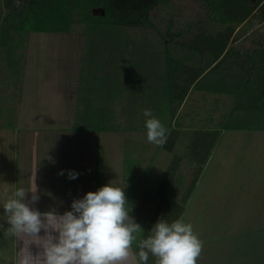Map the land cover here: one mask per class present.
I'll list each match as a JSON object with an SVG mask.
<instances>
[{
  "label": "rangeland",
  "instance_id": "1",
  "mask_svg": "<svg viewBox=\"0 0 264 264\" xmlns=\"http://www.w3.org/2000/svg\"><path fill=\"white\" fill-rule=\"evenodd\" d=\"M251 2L256 4L257 0ZM0 3V33L4 35L9 27L4 24L9 9L18 8L22 2L0 0ZM102 13L99 9L95 11L96 15ZM228 27L233 30L228 44L231 56L211 77L224 78L225 83L229 80L228 91H235L234 83L260 82L263 66L254 67L251 57H256V51L264 47L263 8L242 23L232 21L226 25L203 0H165L150 12L147 27L106 25L95 34H88L85 24L75 23L72 36L26 35L9 30V46L0 48V113L17 112L30 50L34 52L33 59L45 66L55 61L62 63L66 57L62 56L65 50L62 52L61 45L66 44L68 37L69 41L70 37L76 38L80 42L78 53L82 62L81 109L89 117L97 115L89 123L106 128L127 125L129 121L136 125L137 134L131 138L130 152L136 165V178L126 186L125 194L131 204L129 210L132 206L130 215L143 230L137 231L133 244L161 219L168 201L182 200L181 197L186 200L190 194L180 220L190 223L202 241L197 264H264V131L224 132L207 163H202L205 150H200L196 157L189 150L194 130L219 131L236 115H243L236 110L237 104L242 101L249 107L253 97L230 92H192L182 107L177 108L175 98L173 110L167 111L165 69L206 68L212 55L198 51L195 39L226 33ZM180 62L184 65L177 68ZM217 80H211L210 86ZM220 86L218 89H223ZM119 109L122 120L114 119V112ZM145 109H151L163 125L183 129L174 137L171 153L165 151L164 144L155 145L147 140ZM174 111L177 118L170 123ZM102 138L104 147L114 148L113 137L105 134ZM109 149L105 148V162L114 166L116 159L112 160L113 151ZM128 158L126 149L125 159ZM178 160L182 162L179 177L174 183H167L162 171L172 169L171 164L175 167ZM163 184L169 188L163 195L165 199L161 196Z\"/></svg>",
  "mask_w": 264,
  "mask_h": 264
},
{
  "label": "crops",
  "instance_id": "2",
  "mask_svg": "<svg viewBox=\"0 0 264 264\" xmlns=\"http://www.w3.org/2000/svg\"><path fill=\"white\" fill-rule=\"evenodd\" d=\"M68 34L72 36V33ZM70 38V41L68 37L66 44L61 45L62 52L65 50L62 56L66 57L62 63L55 61L50 63V66H45L47 64L38 63L33 59L34 52L30 50L17 112L0 113V190L8 188L11 192L23 186L31 192L36 191L39 200L33 206L41 212L54 208L62 213L70 208L73 199L82 197L86 192L96 191L110 181L113 185H128L136 178V165L130 154L133 147L131 138L137 134L134 121H129L123 126L117 125L114 131L109 132L74 130L76 119L82 113L78 109L82 62L78 53L80 42L76 41V38ZM192 92L202 91H190L188 96ZM116 112L114 119L122 120L124 117L120 109ZM128 120H131V115ZM182 131L180 127L173 126L168 135L173 133L177 137ZM200 131L215 134L217 129ZM200 131L194 130L192 137ZM226 131L229 130L221 131V137ZM105 134L114 138L113 149L108 145L103 146L102 137ZM193 140L194 138L192 142ZM164 147L166 152L171 153L175 144L169 148L164 143ZM105 148L106 151L108 148L113 151L112 160L116 159L114 166L110 162L106 164ZM126 149L129 157L127 160ZM180 164L182 162L179 163L178 160L175 167L171 164L172 169L162 171L163 179L167 178V183H174L179 177ZM163 165L164 163H161V166ZM61 169H72L80 175L75 180H69L66 172L64 175L58 174ZM164 187L161 192L162 199L167 198L163 195L168 187ZM189 195L186 200L181 197L182 200L177 198L176 201H168L164 206V213L169 209L172 210L169 214L181 213L183 217L185 205L187 207L189 204ZM2 203L3 201H0V206ZM2 213L3 209L0 207V214ZM0 225L3 226L0 227V264H18V256L31 257V254L35 256L41 251L43 241L39 238L15 236L8 227L6 216H0ZM43 234L42 231L41 235ZM133 248L132 244L130 255L123 264H137L138 257L136 253L134 257Z\"/></svg>",
  "mask_w": 264,
  "mask_h": 264
},
{
  "label": "clouds",
  "instance_id": "3",
  "mask_svg": "<svg viewBox=\"0 0 264 264\" xmlns=\"http://www.w3.org/2000/svg\"><path fill=\"white\" fill-rule=\"evenodd\" d=\"M143 115L147 140L155 145L166 143L167 129L162 122L152 115L151 109H145ZM65 172L69 180L80 175L72 169H61L58 174ZM126 186L110 181L73 199L70 208L62 213L54 208L41 212L33 206L39 200L37 192L23 186L11 192L8 188L0 190V216L7 217L12 233L43 241L37 255L18 256V264H123L130 255L135 234L143 230L130 215ZM151 232L139 240L137 264H148L149 254L156 257L157 264H197L202 241L190 223L158 219Z\"/></svg>",
  "mask_w": 264,
  "mask_h": 264
},
{
  "label": "trees",
  "instance_id": "4",
  "mask_svg": "<svg viewBox=\"0 0 264 264\" xmlns=\"http://www.w3.org/2000/svg\"><path fill=\"white\" fill-rule=\"evenodd\" d=\"M22 4L18 8H10L9 13L4 20V24L9 27L4 35L0 33V48L9 46L8 34L9 30H14L21 34L30 33H57L68 34L72 32V26L75 23L85 24L88 34H95L97 31L106 25L131 26V27H147L150 26V12L160 2L165 0H19ZM209 8L213 10L221 18L223 24L228 25L234 21L242 23L249 19L255 12L257 6L263 0H257L253 4L251 0H203ZM12 4V2H11ZM102 10L103 13L96 15V10ZM1 10V3H0ZM78 16V21L75 17ZM233 30L226 28V33H220L216 36H204V38L195 39L196 49L198 51H207L212 55L211 62L204 69H193L191 67H181L172 69L169 67L166 73L167 85L165 88L167 102V111H172V106L175 105V98L178 99L177 108L182 106L190 91H202L207 93L230 94L236 93L238 96H252L249 107L244 106L240 101L235 107L237 111L243 115H236L233 121L227 122L215 134H208L200 131L195 133L194 140L191 146V154L196 157L200 150H205L202 156V163H207L213 149L220 141L222 130H245V131H264V47L256 51V57L253 59L254 67L262 65L260 82L253 85L251 80L246 82L234 83V90L228 91V85L231 82L225 79H212L211 75L216 73L223 66V62L227 61L231 56L228 49L229 40ZM89 42V41H88ZM195 49V48H194ZM241 57V55H238ZM215 64V65H214ZM242 66V65H241ZM243 64V69H244ZM242 69V70H243ZM253 73V70H251ZM237 76V75H235ZM211 80H217L210 86ZM216 82V83H215ZM181 83V84H180ZM226 84V85H224ZM223 85V89H218ZM253 85V87H250ZM225 86V87H224ZM177 95V96H176ZM251 97V98H252ZM176 99V100H177ZM83 101V88L80 90L78 109L82 111L81 104ZM244 106V107H243ZM87 111L80 113L76 119L74 130H95L114 131V128L97 127L91 123L97 115L89 117ZM89 112V111H88ZM164 112H166L164 110ZM86 113V114H85ZM175 111L170 118L173 121ZM165 126V125H164ZM167 129V140L165 146L170 148L175 142L173 133L168 135L169 129L172 126H165ZM172 210H167L161 217L162 220H167L169 223L180 220L181 213L178 215L169 214ZM151 231H145L140 238L137 239V244H133L136 256L138 257L139 240L151 235ZM148 264H157L156 257L149 254Z\"/></svg>",
  "mask_w": 264,
  "mask_h": 264
},
{
  "label": "flooded vegetation",
  "instance_id": "5",
  "mask_svg": "<svg viewBox=\"0 0 264 264\" xmlns=\"http://www.w3.org/2000/svg\"><path fill=\"white\" fill-rule=\"evenodd\" d=\"M263 4H264V0L257 6V9L256 10H258L260 8H263L264 9V5Z\"/></svg>",
  "mask_w": 264,
  "mask_h": 264
}]
</instances>
